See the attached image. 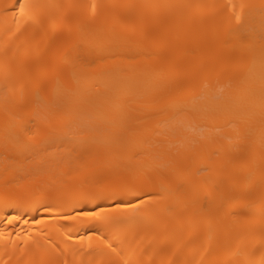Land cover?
<instances>
[{
    "label": "bare ground",
    "instance_id": "obj_1",
    "mask_svg": "<svg viewBox=\"0 0 264 264\" xmlns=\"http://www.w3.org/2000/svg\"><path fill=\"white\" fill-rule=\"evenodd\" d=\"M0 149V264H264V0H0Z\"/></svg>",
    "mask_w": 264,
    "mask_h": 264
},
{
    "label": "rangeland",
    "instance_id": "obj_2",
    "mask_svg": "<svg viewBox=\"0 0 264 264\" xmlns=\"http://www.w3.org/2000/svg\"><path fill=\"white\" fill-rule=\"evenodd\" d=\"M29 123H30V122H29ZM33 123H34V122H33ZM33 123H32L31 125H33ZM0 150H1V149H0ZM1 152H2V151H0V157H1V158H0V161H1V159L5 156V154H4L3 152H2V153H1ZM1 177L4 178V176H2V175L0 176V178H1ZM16 179H17V178H16ZM18 179H19V178H18ZM18 179H17V180H18ZM20 179H21V178H20ZM17 180H15V181L13 182V184H14ZM12 181H13V180H12ZM20 181H21V180H20ZM11 183H12V182H11ZM11 183H7V184H5V185H6V186H9V184H11ZM17 183H18V181H17ZM17 183H16V184H17ZM77 194H78V193H77ZM77 194H76V193H74V195L72 194V195H71V198H73V196H77ZM228 203H229V202H228ZM225 206H226V203H225Z\"/></svg>",
    "mask_w": 264,
    "mask_h": 264
}]
</instances>
